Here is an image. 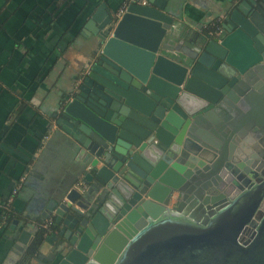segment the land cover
Listing matches in <instances>:
<instances>
[{"label": "water", "instance_id": "obj_1", "mask_svg": "<svg viewBox=\"0 0 264 264\" xmlns=\"http://www.w3.org/2000/svg\"><path fill=\"white\" fill-rule=\"evenodd\" d=\"M142 1L120 17L101 3L85 23L96 57L57 122L88 161L43 213L64 237L51 263L264 264L257 185L231 176L264 155V0H225L221 32L178 45L169 1ZM223 93L249 110L224 116Z\"/></svg>", "mask_w": 264, "mask_h": 264}, {"label": "crops", "instance_id": "obj_2", "mask_svg": "<svg viewBox=\"0 0 264 264\" xmlns=\"http://www.w3.org/2000/svg\"><path fill=\"white\" fill-rule=\"evenodd\" d=\"M137 1L0 0V264L57 260L62 225L49 229L32 255L28 250L53 217L43 216L46 206L74 185L88 161L57 122L59 103L96 57L94 33L85 28L93 10ZM168 1L174 45L221 22L226 3Z\"/></svg>", "mask_w": 264, "mask_h": 264}, {"label": "flooded vegetation", "instance_id": "obj_3", "mask_svg": "<svg viewBox=\"0 0 264 264\" xmlns=\"http://www.w3.org/2000/svg\"><path fill=\"white\" fill-rule=\"evenodd\" d=\"M221 18L222 17H220V20H221ZM217 20H219V18H217ZM205 32H207V33H216V32L219 33V32H221L220 22L214 23L213 28L211 27L210 30H206ZM242 77H243V75H241L240 77H238V79H240ZM238 79L233 83V86L237 83ZM229 89H232V86ZM239 97H240V99H244V102L242 103V105L243 104H245V105L246 104L247 105L249 104L248 101L246 100L245 96H240L239 95ZM224 98L226 99V101H224V104L228 108V109L226 108V113L224 114V116H227V117L229 116L230 119L232 118V116H233L234 113L235 114H238L240 111H242V112H244L243 114H245L247 112V110H249V108H246L245 110L241 109V106L239 105V103L237 101H235L234 98H231V96H228L227 93H223L222 94L221 99L224 100ZM227 117H226V120L224 119L223 122H222V124L224 123V125L226 126V129H225L226 131L230 127V125H229L230 124V119L227 120ZM218 126H219L218 128H222L223 127V125H218ZM213 127H215V126H213ZM233 131H234V129H233ZM259 131H260L259 134H258L259 136L256 139V141L258 143H261L262 142L261 145L264 147V141H262V140H264V131L261 128H259ZM219 134L222 135L221 132H219ZM212 136L218 142H221V139H219L217 135L214 136L212 134ZM254 152L258 154V158L257 159H255V158H249V157L248 158L251 160V163L249 164V167L252 170H256L255 171L256 172L255 173L256 174L255 176L250 175L248 172H245L243 169L239 170V172H237L236 174H231V176L234 178L233 180H236L237 182H239L241 184L243 182H245L246 179H248L254 185H257V190H256L257 191V195H256V197L261 196V199L259 201V204L257 206V209H256L254 215L251 218V221H250L251 223L248 224L249 226H251V228L254 227V226H252V224L253 223H256L257 224L260 221V219L263 217V215H264V193L262 195H260V191H262L261 189H264V155L259 154L257 152V150H254ZM239 159H241V158H239ZM254 160H256L255 161V167H258L257 169H255V168H253L251 166V164H253ZM229 173H231V172H229ZM226 176H221V178L223 179V181L227 182L228 183L227 185L234 184L233 180H231V181L228 182L227 179H226ZM250 184L251 183H248L247 185H250ZM242 187H244L245 189L247 188V186L245 185V183H244V185ZM217 193L218 192L216 191V194ZM181 197H182V194H180V193H178V194L177 193H174L173 196H172V200H173V198H174V200L175 199H178V198L181 199ZM4 215H5V213H4ZM53 223H54V219H53V217H51L49 219V221L47 222V224H45L41 228L46 229V232H47L50 229V225L53 224ZM54 226H55V223H54Z\"/></svg>", "mask_w": 264, "mask_h": 264}, {"label": "trees", "instance_id": "obj_4", "mask_svg": "<svg viewBox=\"0 0 264 264\" xmlns=\"http://www.w3.org/2000/svg\"><path fill=\"white\" fill-rule=\"evenodd\" d=\"M53 226H54V223L50 225V229H52ZM45 233H46V229H44V228L38 229V231L36 232V237H35L34 243L31 245L30 249L28 250L29 255H32L37 250L40 242H42V239H44ZM42 264H44V263H42Z\"/></svg>", "mask_w": 264, "mask_h": 264}, {"label": "built area", "instance_id": "obj_5", "mask_svg": "<svg viewBox=\"0 0 264 264\" xmlns=\"http://www.w3.org/2000/svg\"><path fill=\"white\" fill-rule=\"evenodd\" d=\"M142 3L145 4V1H143ZM124 10H125V6L120 7V9L118 10V12H117L116 15H117L118 17H120V16L123 14ZM15 192H16V189L14 190V193H15Z\"/></svg>", "mask_w": 264, "mask_h": 264}]
</instances>
